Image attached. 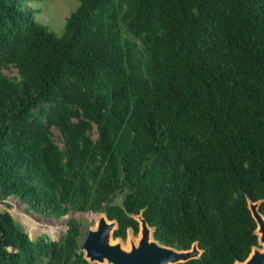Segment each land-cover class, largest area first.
Returning <instances> with one entry per match:
<instances>
[{"label": "trees", "instance_id": "16d2710c", "mask_svg": "<svg viewBox=\"0 0 264 264\" xmlns=\"http://www.w3.org/2000/svg\"><path fill=\"white\" fill-rule=\"evenodd\" d=\"M30 1L0 0V201L104 214L122 241L142 215L160 245L197 244L180 264L243 262L248 201L264 217V0H79L60 37ZM81 240L0 210V264H89Z\"/></svg>", "mask_w": 264, "mask_h": 264}, {"label": "water", "instance_id": "95a60500", "mask_svg": "<svg viewBox=\"0 0 264 264\" xmlns=\"http://www.w3.org/2000/svg\"><path fill=\"white\" fill-rule=\"evenodd\" d=\"M259 204L248 201V209L256 223L258 247H254L243 262L235 264H264V217L259 213ZM135 220L139 223V240L130 243L126 250L120 242L113 240L117 223L99 214L95 229H88L80 243L79 250L84 253V259L89 264H180L200 257L202 251L196 243L186 251L162 246L152 238V229L142 215L136 216Z\"/></svg>", "mask_w": 264, "mask_h": 264}, {"label": "rangeland", "instance_id": "374dc122", "mask_svg": "<svg viewBox=\"0 0 264 264\" xmlns=\"http://www.w3.org/2000/svg\"><path fill=\"white\" fill-rule=\"evenodd\" d=\"M78 5L79 0H32L27 4V7L35 12L34 19L37 23L46 26L49 31L60 37L64 31L66 18L77 9ZM4 74L10 78H18L17 72L13 68L4 71ZM92 137L96 138L95 131H93ZM52 138L59 148L63 147L61 138L54 129H52ZM115 202L119 204L121 197L118 196ZM0 210L8 211L14 220L24 228L31 239H35L42 234L48 235L52 239H58L66 230L69 219L78 221L83 239L88 229H95L98 218V214L71 211L67 216L58 220L46 219L30 212L25 204L13 197L1 200ZM138 240L139 233L133 235L129 232L126 240L116 239L114 241L120 242L121 246L128 250L130 243H137Z\"/></svg>", "mask_w": 264, "mask_h": 264}]
</instances>
